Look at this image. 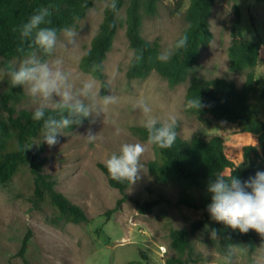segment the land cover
<instances>
[{
  "label": "rangeland",
  "instance_id": "1",
  "mask_svg": "<svg viewBox=\"0 0 264 264\" xmlns=\"http://www.w3.org/2000/svg\"><path fill=\"white\" fill-rule=\"evenodd\" d=\"M105 2L97 1L85 18L71 27L78 33L76 47L57 49L51 57L37 54L42 60L62 57L65 68L77 77L95 78L101 85L106 83L105 94L118 97V103L110 106L104 117L102 114L90 116L89 121L78 128L64 130V135H58L59 143L55 146L49 147L38 141L30 145L33 152L45 159L44 172L55 181L56 190L80 206L88 221L75 224L60 218L50 207H34L29 201L28 174L0 184V264H24L17 255L29 234L30 247L26 258L31 264H168L169 260L180 257L172 247L171 231L203 219V213L178 207L179 184H162L155 180L148 168L149 162L156 158L155 147L148 146L142 157L147 174L135 185H128L124 193L111 187L99 168V164L118 151L122 143H146L133 131L134 127L143 126L141 112L133 109L139 98L146 99L154 114L162 119L169 114L175 115L182 139L211 140L220 136L227 156L236 167L242 161L238 168L249 167L244 148L255 144L258 136L244 132L226 120L199 117L186 109L185 104L194 78H223L239 88L246 83L249 70L232 71L230 68L229 49L234 42L236 9L241 17L242 41L261 44L260 60L253 72L256 86L264 90V0H218L209 19L213 40L201 50L187 80L177 86H171L157 73L144 79L128 78L130 55L134 51L126 31L127 6L117 13L119 29L113 49L103 62V78L98 79L82 68V59L104 22ZM173 5V0H161L157 14L143 19L142 36L149 42H157L162 53L173 50L187 27L185 15L190 0L185 1L178 13L173 12ZM22 60H15L12 64L18 66ZM103 91L104 88L102 94ZM7 93L13 95L9 104L17 111H34L33 99L21 87H11L7 75L0 72V98ZM249 105L256 117L264 121V99L254 96ZM89 129L99 135V139L91 144L84 138ZM155 200L161 204L152 213H141L137 208V201ZM224 254L218 239L212 240L210 231L203 228L192 237L184 260L188 261L187 264H222ZM255 255L256 250L242 252L234 264H254Z\"/></svg>",
  "mask_w": 264,
  "mask_h": 264
},
{
  "label": "trees",
  "instance_id": "2",
  "mask_svg": "<svg viewBox=\"0 0 264 264\" xmlns=\"http://www.w3.org/2000/svg\"><path fill=\"white\" fill-rule=\"evenodd\" d=\"M97 1L106 0H0V67L7 69L14 66L13 61L24 59L31 52L45 56L38 49L29 48L28 43L22 45L19 32L13 31V28L27 22L38 8H49L51 23L46 26L56 28L59 34L61 29L73 27L85 18ZM160 1L116 0L115 12L106 8L100 32L84 55L82 68L93 73L98 79L103 78L101 71L103 62L113 49L119 29L117 13L127 6L125 21L127 37L134 53H143L142 61L139 63L131 61L127 71L128 78L144 79L152 73H157L171 86L185 82L190 71L196 66L201 50L213 40L209 19L218 0H190L185 15L187 27L180 36L188 37L187 47L178 51L173 48L171 58L166 61L158 59L162 54L160 45L157 42H149L141 34L144 17L155 16ZM173 1V12H180L186 0ZM233 37L234 42L229 49L230 68L232 71L249 70L246 83L239 88L223 78L213 80L194 78L188 88L186 101L199 96L203 107L199 111L189 109L190 112L199 117L211 116L216 120H226L238 125L242 131L258 137L255 144L244 148V156L249 164L247 169L237 168L227 156L222 137L215 136L211 140L196 137L187 141L179 136L177 124L176 142L170 149L154 146L156 158L149 162L148 168L155 180L162 184L168 182L179 184L181 191L177 201L178 207L181 210L203 213V219L188 222L184 228L171 231L172 247L180 257L169 260L168 264L188 263L184 257L190 248L191 239L207 224L210 229L218 231V241L224 253L230 244H239L253 253L258 244L264 242L253 230L242 234L238 230H232L222 223L213 221L207 211V206L211 203V194L207 191L208 183L215 178L217 172L233 173L243 182L254 176L257 171H264V121L256 117L249 105L254 96L264 99V90L256 86L253 72L260 60L261 44L242 41L238 9L233 24ZM21 47L24 48L23 52L18 51ZM103 88L105 94L106 83H103ZM12 98L11 93L3 94L0 98V184H7L20 175L28 174L31 189L29 201L34 207H50L60 218L75 224L87 222L84 210L56 190L55 181L44 172L45 159L30 148L32 142L44 144L41 136L42 122L32 119L33 111H17L9 104ZM88 121L89 118H86L82 124L72 125L65 130H74ZM133 131L140 139L147 140V132L143 126H136ZM99 168L106 175L111 187L125 192L127 183L121 184L112 180L104 164H99ZM120 204L121 202L117 210L120 209ZM160 204L159 200L136 202L139 211L145 214L152 213ZM30 236L31 234L24 239L17 255L24 264H31L26 258Z\"/></svg>",
  "mask_w": 264,
  "mask_h": 264
},
{
  "label": "clouds",
  "instance_id": "3",
  "mask_svg": "<svg viewBox=\"0 0 264 264\" xmlns=\"http://www.w3.org/2000/svg\"><path fill=\"white\" fill-rule=\"evenodd\" d=\"M105 8L115 12L116 0H106ZM50 15L49 8L40 7L27 22L13 28L14 32H19L22 45L28 43L29 48L38 49L49 57L57 49L76 47L78 35L71 27L61 29L58 34L56 28L46 26L51 23ZM187 44L188 37L183 36L174 44V50L186 48ZM18 51L23 52L24 48L21 47ZM172 54V49L167 50L158 59L166 61ZM142 59V52L130 55V62L134 60L139 63ZM64 63L62 57L42 60L36 52H31L18 66L0 69V72L7 75L11 87H21L35 102L32 119L42 122V140L49 147L59 143L58 135H64L65 129L82 124L90 116L102 114L104 117L110 106L118 103L117 96L102 94L103 85L95 78L80 79L66 69ZM185 107L199 111L203 105L198 96L188 99ZM133 109L139 110L143 116L142 125L147 132L146 143H122L118 151L112 152L103 160L110 178L117 183H127L130 187L147 174L148 169L142 163V157L148 151V146L170 149L177 138L175 115L169 114L163 119L156 116L153 107L144 98L137 99ZM91 122L95 123V120ZM84 138L91 144L99 139V135L89 129ZM207 191L211 194L207 211L213 221L242 234L253 230L264 241V171H257L243 182L233 173L217 172L215 178L209 181ZM205 230L210 231L212 240L219 238L216 229H209L205 225ZM246 251L247 248H241L239 244H230L222 258V264H234L238 254ZM254 264H264V242L256 247Z\"/></svg>",
  "mask_w": 264,
  "mask_h": 264
}]
</instances>
